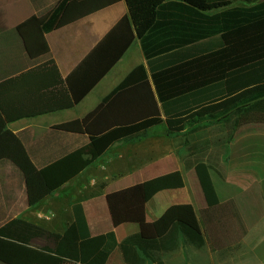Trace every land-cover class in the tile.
Returning <instances> with one entry per match:
<instances>
[{
    "label": "trees",
    "instance_id": "16d2710c",
    "mask_svg": "<svg viewBox=\"0 0 264 264\" xmlns=\"http://www.w3.org/2000/svg\"><path fill=\"white\" fill-rule=\"evenodd\" d=\"M119 1L54 0L43 14L16 26L30 61L37 65L0 82V111L7 122L72 107L87 93L119 58L133 32L79 92L68 78L61 80L56 65L46 59L49 48L43 35ZM125 1L146 65L135 66L83 118L51 128L88 138L85 145L40 168L51 191L93 164L113 143L137 140L151 127L164 125L166 136L171 137L235 110L264 113V0ZM122 23H128V18L123 17L91 54L100 51ZM39 73L45 76H36ZM32 85L55 87L59 95L47 105L18 110L14 94L24 91L21 88L28 91ZM214 144L199 140L187 144L186 151L193 155ZM195 169L207 204L199 211L200 219L192 203L186 201L169 205L154 221L145 222V204L156 193L184 190L182 172L173 170L106 196L115 224L137 221L143 230H153L152 237L135 232L118 242L113 230L92 235L81 206L75 204L73 221L61 234L21 218L3 221L0 260L36 264L44 250L79 264H105L118 249L123 264H163L160 255L178 250L182 244L202 248L206 242L203 225L211 237L222 242L219 223L229 224L238 213L232 201L222 202L218 197L214 181L222 178L219 170L204 162ZM36 238L46 244L30 248Z\"/></svg>",
    "mask_w": 264,
    "mask_h": 264
},
{
    "label": "crops",
    "instance_id": "0c3cea01",
    "mask_svg": "<svg viewBox=\"0 0 264 264\" xmlns=\"http://www.w3.org/2000/svg\"><path fill=\"white\" fill-rule=\"evenodd\" d=\"M53 2L54 0H0V82L37 65L30 61L15 28L29 17L43 14ZM123 17L128 18V23L120 24L106 45L91 54ZM130 32H133L134 37L119 58L72 107L25 116L11 122H7L0 111V224L10 218H21L61 234L73 221V205L79 204L92 235L113 230L118 242L135 232H144V235L152 237L153 230H143L137 221L126 220L115 224L109 212L107 194L180 170L185 180L184 190L156 193L145 204V222L154 221L169 205L186 201L192 203L200 219L199 211L205 209L207 204L195 169L199 162L210 164L221 173L222 184L227 189L224 197H221L217 182L214 181L220 201H232L237 213L242 199L251 203L256 192L252 173L256 166L223 161V155L228 153L239 156L256 153V149H245L244 139L246 136H262L260 130L257 133L256 130L248 131L246 135V129L241 128L245 124V116L239 111L229 118V122H235L234 124L227 125L224 121L225 125H218L216 122L220 119L203 121L198 124L202 126L199 132L190 133L187 130L183 134L169 137L165 134L164 125L151 127L146 136L137 140L113 143L104 155L58 189L51 191L47 188L40 168L88 141L86 134L51 128L81 119L93 111L135 66L146 65V60L125 0L44 33L43 37L49 48L46 59L56 65L61 80L68 78L74 90L79 92L120 47V43L130 36ZM44 74L36 76L43 78ZM46 87L32 85L27 88L28 91L21 88L24 91L19 90L14 94L15 107L27 110L51 103L59 92L55 91V87ZM255 117L256 115L253 118ZM253 127L258 126L253 124ZM201 131L204 132L200 133ZM209 137H212L210 141L214 145L202 152L187 154V144ZM251 144L255 146L256 142ZM202 229L206 245L203 226ZM45 244L44 240L36 238L28 246L39 248ZM183 248L184 244L178 250L160 255L162 263L169 264L167 259L175 257L174 254ZM0 264L5 263L0 260ZM36 264L79 263L42 250ZM105 264H123L118 249L109 255Z\"/></svg>",
    "mask_w": 264,
    "mask_h": 264
},
{
    "label": "rangeland",
    "instance_id": "374dc122",
    "mask_svg": "<svg viewBox=\"0 0 264 264\" xmlns=\"http://www.w3.org/2000/svg\"><path fill=\"white\" fill-rule=\"evenodd\" d=\"M238 111L245 116L246 121L241 128L246 129V135L248 131L256 130L257 133L260 130L262 136L256 138L246 136L247 138L244 139L245 149L247 151L256 149V153L241 156L228 153L223 155V161L229 164L243 162L256 166L252 170L255 178V196L251 203L247 199L240 201L237 219L231 218L229 224L219 223L217 229L218 235L220 234L224 238L222 242L211 237L203 225L207 244L202 248L184 244V248L179 253L176 252L174 254L175 257L167 259L169 264H264V113L235 110L232 114L218 120L216 123L221 126L225 125V122L227 125L234 124L235 122H229V118L231 115L237 114ZM252 115L253 117L256 115V117L253 118ZM253 124L258 127L254 128ZM200 127L202 126L198 125L188 129V132H197ZM203 132L201 131L200 133ZM231 136L230 134V138H232ZM211 139L212 137H209V139L205 140L210 141ZM253 142H256L255 146H252L251 143ZM215 181L221 197H224L227 189L222 184L223 180L216 179ZM178 191L180 192V190Z\"/></svg>",
    "mask_w": 264,
    "mask_h": 264
}]
</instances>
